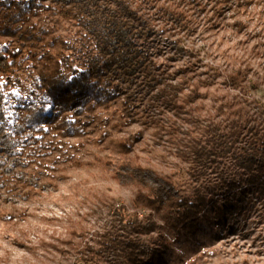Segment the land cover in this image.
I'll return each mask as SVG.
<instances>
[{
  "label": "rangeland",
  "instance_id": "obj_1",
  "mask_svg": "<svg viewBox=\"0 0 264 264\" xmlns=\"http://www.w3.org/2000/svg\"><path fill=\"white\" fill-rule=\"evenodd\" d=\"M56 1L0 0V113L13 139L11 172L0 168V264H109L104 255L90 260L89 250L108 239L131 256L116 264H264V192L247 184L231 155L203 171L184 154L189 142L210 150L207 123L220 99L264 107V0H195L184 29L142 6L155 31L146 36L131 25L150 68L147 78L135 73L142 94L127 105L124 85L97 81L71 91L60 115L42 78L58 67L70 80L105 58L75 20L44 9ZM18 6L26 8L22 18ZM54 52L66 65L46 61ZM189 58L218 73L209 98L177 113L149 105L146 94L173 83L169 75ZM237 71L246 77L243 91L224 82ZM33 110L44 116L40 125L25 118ZM136 183L154 198L199 196L203 208L196 220L169 229L140 200ZM135 217L152 220L148 232L122 228L121 219Z\"/></svg>",
  "mask_w": 264,
  "mask_h": 264
},
{
  "label": "trees",
  "instance_id": "obj_2",
  "mask_svg": "<svg viewBox=\"0 0 264 264\" xmlns=\"http://www.w3.org/2000/svg\"><path fill=\"white\" fill-rule=\"evenodd\" d=\"M137 1L141 3L139 9ZM192 3L194 5L196 1L57 0L54 6L45 7L44 9L61 18L75 20L96 39L97 47L105 58L103 65L93 59L89 69L74 75L70 80L59 76L58 67H54L42 78L43 87L53 100L58 115L67 109L71 91L86 85L96 86L97 81H103L107 86L113 81L124 85L128 93L125 104L130 105V100L143 92L142 86L136 81L135 73L141 69L146 78L150 74V68L145 65V56L138 51L137 34L131 25L140 26L142 30H145L146 36L155 34L153 19L146 17L140 8L146 5L154 10L156 21L184 29L189 22L188 5ZM25 14V6H18L16 17L22 18ZM234 25L238 31L243 28L240 21L234 22ZM62 46L70 49L63 42ZM11 57L13 59L12 55ZM45 57L48 63H55L56 66L66 65L62 53L54 52ZM104 66L107 68L106 73ZM217 74L213 70L210 72L201 69L198 61L189 58L169 75L173 83L165 84L154 95L146 94L145 99L152 107H162L176 113L184 111L187 106H193L196 101L209 98V90L216 83ZM224 82L232 90L243 91L247 85L246 77L240 71L227 76ZM200 90L204 92L201 93ZM147 93L149 94V91ZM213 103H218V100L216 102L213 99ZM213 109L215 113L207 123L210 150L198 146L197 143L189 142L184 145L185 157L201 170L207 171L210 164L215 162V157L225 158L231 155L236 165L247 174V184L258 186L264 192V107L255 101L229 98L220 99L219 104ZM25 118L30 124L37 126L40 125L44 116L33 110L26 113ZM238 144L241 146V151L235 154L234 150ZM119 145L123 148L129 147L125 143H119ZM12 148V136L7 133L0 113V168H6V159L12 152ZM6 170L11 172L10 169L6 168ZM136 185L140 186L139 183ZM138 195L141 201L147 202L148 206L155 211L162 224L172 230H177L187 222L196 220L203 208L199 196L191 199L174 197L167 193L164 199L154 198L152 191L140 187ZM144 219L145 222L139 221L136 217L132 220L121 219L120 222L125 230H138L141 227L148 232L153 222L150 218ZM128 243L130 254L134 252V249L132 241L128 240ZM101 245L95 251L89 248L93 253L90 260L93 258L96 260L98 256L104 255V259L109 264H116L119 257L124 255L131 257L125 254V246L118 248L115 240H104Z\"/></svg>",
  "mask_w": 264,
  "mask_h": 264
}]
</instances>
